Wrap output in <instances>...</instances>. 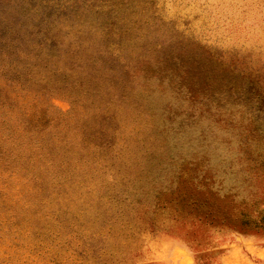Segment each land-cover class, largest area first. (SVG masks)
<instances>
[{
    "label": "rangeland",
    "instance_id": "1",
    "mask_svg": "<svg viewBox=\"0 0 264 264\" xmlns=\"http://www.w3.org/2000/svg\"><path fill=\"white\" fill-rule=\"evenodd\" d=\"M212 124L239 171L264 0H0V264H264V227L176 210Z\"/></svg>",
    "mask_w": 264,
    "mask_h": 264
},
{
    "label": "trees",
    "instance_id": "2",
    "mask_svg": "<svg viewBox=\"0 0 264 264\" xmlns=\"http://www.w3.org/2000/svg\"><path fill=\"white\" fill-rule=\"evenodd\" d=\"M98 8L104 10H126V5L132 0H96ZM135 1V0H134ZM230 115L228 130L237 126ZM234 122V123H233ZM214 130L213 142L205 145L208 162H196L195 174L191 179V186L180 189L179 212L190 215L195 223L202 226L227 227L239 233H248L259 227H264V136L251 129L247 132L242 150L237 157L241 166L237 172H227L224 175L216 173L215 165L219 157H214L215 151L224 145L217 137L219 132ZM228 137V141H229ZM227 142V141H226ZM230 149L234 147L230 140ZM219 145V148L217 146ZM217 147V148H216ZM214 150V151H213ZM220 151V150H219ZM230 151H224L229 155ZM207 168V169H206ZM215 172V173H213ZM223 176V178H221Z\"/></svg>",
    "mask_w": 264,
    "mask_h": 264
}]
</instances>
